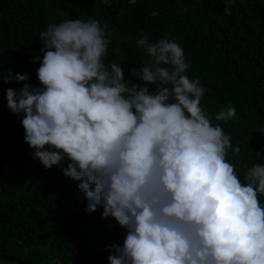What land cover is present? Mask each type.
<instances>
[{
    "label": "clouds",
    "instance_id": "1",
    "mask_svg": "<svg viewBox=\"0 0 264 264\" xmlns=\"http://www.w3.org/2000/svg\"><path fill=\"white\" fill-rule=\"evenodd\" d=\"M107 28L93 18L49 24L35 58L39 86L15 75L24 85L7 90V106L22 117L33 158L46 169L67 160L63 174L80 181L85 211L100 206L126 231L123 246H106L109 264H264V164L239 179L226 157L241 148L201 107L204 85L185 75L175 39L141 33L136 46L149 59L132 72L138 84L106 62ZM236 119L230 103L215 115Z\"/></svg>",
    "mask_w": 264,
    "mask_h": 264
},
{
    "label": "trees",
    "instance_id": "2",
    "mask_svg": "<svg viewBox=\"0 0 264 264\" xmlns=\"http://www.w3.org/2000/svg\"><path fill=\"white\" fill-rule=\"evenodd\" d=\"M88 18L108 26L106 62L120 64L125 79L138 84L142 81L132 72L149 59L136 46L141 33L150 42L175 39L190 65L185 75L204 85L201 107L241 148L226 157L239 179L246 183L245 170L264 164V0H0V258L5 260L109 264L106 246H123L126 231L114 218H103L100 206L85 211L80 181L63 174L67 160L46 169L33 158L22 117L7 106V90L18 93L24 85L16 74H27V82L39 86V34L49 24ZM229 103L239 119L216 121ZM258 199L264 204V195Z\"/></svg>",
    "mask_w": 264,
    "mask_h": 264
},
{
    "label": "water",
    "instance_id": "3",
    "mask_svg": "<svg viewBox=\"0 0 264 264\" xmlns=\"http://www.w3.org/2000/svg\"><path fill=\"white\" fill-rule=\"evenodd\" d=\"M0 264H19L17 260H5L4 258H0Z\"/></svg>",
    "mask_w": 264,
    "mask_h": 264
}]
</instances>
